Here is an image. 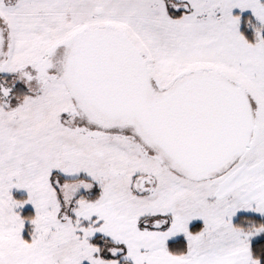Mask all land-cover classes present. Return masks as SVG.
I'll return each mask as SVG.
<instances>
[{"label": "snow or ice", "instance_id": "obj_1", "mask_svg": "<svg viewBox=\"0 0 264 264\" xmlns=\"http://www.w3.org/2000/svg\"><path fill=\"white\" fill-rule=\"evenodd\" d=\"M0 264H264V0H0Z\"/></svg>", "mask_w": 264, "mask_h": 264}]
</instances>
